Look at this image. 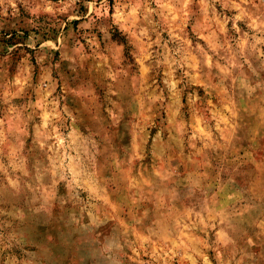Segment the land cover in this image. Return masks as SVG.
Returning <instances> with one entry per match:
<instances>
[{
  "label": "rangeland",
  "instance_id": "obj_1",
  "mask_svg": "<svg viewBox=\"0 0 264 264\" xmlns=\"http://www.w3.org/2000/svg\"><path fill=\"white\" fill-rule=\"evenodd\" d=\"M0 264H264V0H0Z\"/></svg>",
  "mask_w": 264,
  "mask_h": 264
}]
</instances>
